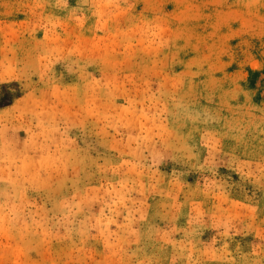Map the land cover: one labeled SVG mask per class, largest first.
I'll use <instances>...</instances> for the list:
<instances>
[{
    "label": "rangeland",
    "instance_id": "rangeland-1",
    "mask_svg": "<svg viewBox=\"0 0 264 264\" xmlns=\"http://www.w3.org/2000/svg\"><path fill=\"white\" fill-rule=\"evenodd\" d=\"M0 264H264V0H0Z\"/></svg>",
    "mask_w": 264,
    "mask_h": 264
}]
</instances>
